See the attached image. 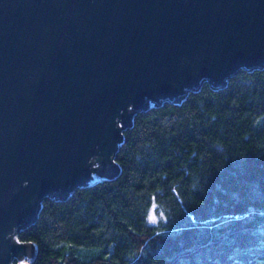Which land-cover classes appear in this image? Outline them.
Listing matches in <instances>:
<instances>
[{
    "label": "water",
    "instance_id": "95a60500",
    "mask_svg": "<svg viewBox=\"0 0 264 264\" xmlns=\"http://www.w3.org/2000/svg\"><path fill=\"white\" fill-rule=\"evenodd\" d=\"M261 69L264 0H0V264L44 199L117 175L137 113Z\"/></svg>",
    "mask_w": 264,
    "mask_h": 264
},
{
    "label": "trees",
    "instance_id": "16d2710c",
    "mask_svg": "<svg viewBox=\"0 0 264 264\" xmlns=\"http://www.w3.org/2000/svg\"><path fill=\"white\" fill-rule=\"evenodd\" d=\"M115 162V177L42 201L16 235L29 264H264V69L137 113Z\"/></svg>",
    "mask_w": 264,
    "mask_h": 264
},
{
    "label": "rangeland",
    "instance_id": "374dc122",
    "mask_svg": "<svg viewBox=\"0 0 264 264\" xmlns=\"http://www.w3.org/2000/svg\"><path fill=\"white\" fill-rule=\"evenodd\" d=\"M164 219L165 216L161 208L157 204H153L148 212L147 222L155 227H160L163 224ZM13 263L18 264L19 260Z\"/></svg>",
    "mask_w": 264,
    "mask_h": 264
}]
</instances>
